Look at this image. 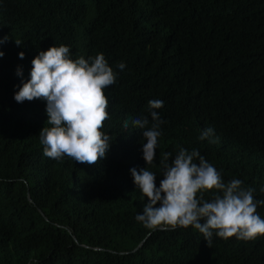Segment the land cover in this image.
Listing matches in <instances>:
<instances>
[{
	"label": "trees",
	"instance_id": "1",
	"mask_svg": "<svg viewBox=\"0 0 264 264\" xmlns=\"http://www.w3.org/2000/svg\"><path fill=\"white\" fill-rule=\"evenodd\" d=\"M4 37L0 264H264V236L214 235L208 246L192 227H144L135 216L147 197L130 173L147 167L159 187L163 154L171 162L181 148L196 149L225 182L240 179L264 200V0H0ZM60 45L74 60L102 53L117 74L104 90L102 131L112 141L96 164L45 156L46 101L14 99L33 58ZM155 99L163 107L150 110ZM150 111L165 123L146 165L132 121L148 117L150 127ZM207 128L215 143L199 139ZM257 213L264 218V205Z\"/></svg>",
	"mask_w": 264,
	"mask_h": 264
},
{
	"label": "clouds",
	"instance_id": "2",
	"mask_svg": "<svg viewBox=\"0 0 264 264\" xmlns=\"http://www.w3.org/2000/svg\"><path fill=\"white\" fill-rule=\"evenodd\" d=\"M7 39H0V43ZM15 43L22 45L18 40ZM3 55L0 51V57ZM18 56L23 59V52ZM31 63L30 79L22 84L14 99L18 103L46 101V122L51 126L39 132L44 155L58 161L67 156L78 163L96 164L106 156L112 141L102 131L104 121L110 118L104 90L116 83V72L102 53L74 60L65 45L39 52ZM117 67L122 71L125 64ZM163 104L159 99L148 101L150 110L162 108ZM149 114L150 127L148 117L132 121L133 128L143 130L146 165L154 163L158 138L162 135L160 125L165 123L156 111ZM123 127L128 129L127 121ZM213 137L214 129L207 128L199 139L215 143L218 137ZM170 157L172 154L165 152L159 161L163 177L159 187L157 175L147 167L130 169L133 183L148 201L135 216L137 222L152 230L192 227L203 235L208 246L214 235L246 241L264 236V218L257 213L258 205H264V200L254 199L253 188L244 187L240 179L225 182L221 173L196 149L189 152L181 148L171 162ZM197 159L199 162L195 163ZM209 191L213 196L205 200L204 193Z\"/></svg>",
	"mask_w": 264,
	"mask_h": 264
},
{
	"label": "water",
	"instance_id": "3",
	"mask_svg": "<svg viewBox=\"0 0 264 264\" xmlns=\"http://www.w3.org/2000/svg\"><path fill=\"white\" fill-rule=\"evenodd\" d=\"M28 199H29V196L27 195ZM143 239H141L131 250H134L135 248H137L140 244H141V241Z\"/></svg>",
	"mask_w": 264,
	"mask_h": 264
}]
</instances>
